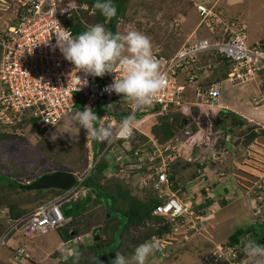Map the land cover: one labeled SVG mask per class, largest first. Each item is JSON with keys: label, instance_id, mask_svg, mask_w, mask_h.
I'll return each mask as SVG.
<instances>
[{"label": "built area", "instance_id": "built-area-1", "mask_svg": "<svg viewBox=\"0 0 264 264\" xmlns=\"http://www.w3.org/2000/svg\"><path fill=\"white\" fill-rule=\"evenodd\" d=\"M60 1L0 0V16L6 15L8 18L5 29L0 32V127L20 135L25 130L28 132L30 125L26 120L37 118L38 125L46 132L59 124L76 106H81L82 110L84 106L95 110L102 102L104 108L98 114L96 123L97 126L107 128L109 135L97 140L86 137V130L83 129L89 161L83 176L77 175L75 184L68 190L18 219H7V209L0 210V215L5 216V220L11 224L9 230L42 234L63 226L67 220L61 206L86 195L88 188L83 185L85 178L102 157L120 163L118 169H123L124 172L142 170V174H138L139 178H136L137 186L140 189L151 187L161 200L153 208L152 214L170 220L181 218L179 223H175L176 227L172 231H177L185 220L191 218L197 225L200 219L207 216L205 209L202 210V215L197 212L196 207L209 197L207 194L211 192L212 179L205 177V170L187 184L185 190L181 189V185L173 189L174 184L169 180L168 172L170 165L177 159H196L194 146L205 143L208 136H205V133L190 136L187 139L188 144L186 141L183 144V140L172 139L171 142L160 145L153 138L140 144L136 137V132H140L138 125L148 118L170 111L183 113L181 109H187L183 100L186 84H195L196 97L199 100L205 98L206 104L199 101L198 103L207 108H221L219 99L223 82L210 83L205 93L197 85V73L205 67L199 65V55L206 51H216L229 63L225 81L245 84L264 76V39L248 45L243 21H227L213 6L196 3L198 17L201 19L196 31L203 28L206 34L200 38L196 37L192 42H185L170 58L163 57L160 51L154 55L159 62L161 73L166 76L167 86L157 93L151 105L134 108L131 101L115 92L105 91V87L112 83L113 77L119 75L118 64L114 65L115 73L93 77L83 70L75 69V65L64 58L59 48L54 47L55 34L60 30V26L73 34L72 28L66 23L67 11L59 10ZM84 10H87L86 6ZM179 75H185V84L177 83L176 77ZM84 80H87L86 84ZM252 101L254 104L260 102L255 99ZM113 105L120 107L114 111ZM121 111L126 112V115H122ZM129 116L132 117L131 126L125 122ZM210 136L209 133V138ZM214 139L209 140L214 143ZM123 141H127L129 146L133 143L137 145L131 152H127L121 144ZM93 142L101 148L96 156L92 150ZM224 143L227 150L233 147L238 149L241 145L235 143L231 135L224 139ZM182 148L183 154L180 153ZM188 152L190 155L185 157ZM225 174L226 172L220 174V182L228 178ZM236 185L234 188L237 189L243 186L239 183ZM243 187L246 195L254 193L251 202L259 208L264 199L263 195L259 194H264V172L260 176V186ZM180 191L185 194L184 197L177 194ZM166 234L159 238L153 236L151 241L156 244L166 242ZM77 240L78 236H73L62 242L64 248H67H58V256L62 262L72 255ZM175 241V238L167 241L165 249L171 248L169 244L176 243ZM244 257L242 242L240 241V245H232L228 241L216 246L204 263L223 264L221 261L224 260L227 264H250L244 262ZM25 258L26 254L21 248L17 249L12 257L14 263H21Z\"/></svg>", "mask_w": 264, "mask_h": 264}, {"label": "rangeland", "instance_id": "rangeland-1", "mask_svg": "<svg viewBox=\"0 0 264 264\" xmlns=\"http://www.w3.org/2000/svg\"><path fill=\"white\" fill-rule=\"evenodd\" d=\"M228 1L229 0H209V2L208 0H197L196 2L195 0H128L127 3L124 4L125 11L123 16L120 17L116 23V33H125L130 29L140 31L151 41L154 55H156L160 50V52L163 53L175 54L181 45L186 42L188 39L187 36L194 33L193 28L197 25V22L198 25L201 23V19L198 18L195 4L205 3V6H213L217 13H222V18L227 21H243L246 26L248 45L254 44L257 41H262L264 39V0H234L237 2V4L233 7L235 12H238L236 15L226 11V3ZM71 9H73L75 14H80L81 8H79V6L75 5ZM71 9H65L67 11V19L72 17L70 11H68ZM0 23H2L0 25V32H3L6 23H8L6 15L0 16ZM204 33L206 34L205 30L200 28L199 31H196L193 34V37H203ZM216 77V75H212L210 76V80L214 81ZM176 78L180 79L181 76H177ZM225 79L220 80L223 82L221 92H225V86H227ZM252 82L258 84L260 91H264V78L257 79ZM231 86L234 87V85ZM242 90L245 93H251L253 92V85H251L248 89L243 84ZM228 92H237V89H233ZM191 93L193 97L196 96L194 88L187 87L183 93V100L187 96L189 97ZM203 98L204 97H202V99ZM253 99H256V97H252L250 95L248 103L246 102L245 104V100L243 98L246 108L248 104L252 107L256 106L252 101ZM196 100L198 103V97H196ZM204 101H206L205 98ZM204 104H206V102ZM221 106L223 107L222 104ZM221 108H206L200 113H197L196 109L192 108L190 109L191 112L189 114L187 112V108L181 109L183 113L170 111L168 113H164V116L157 115L154 118H148L143 123L138 125V130L141 132H136V137L139 140L138 143H144L149 138H153L157 142H161V140L164 139L159 127L163 121L162 118L168 119V121L164 120L169 124H175L176 120L177 123L181 124V127L177 130L176 127L171 126V128H174L172 131V139H177L178 141L183 140L184 144L190 136H199L202 133H205V136H208V140L204 139L206 141L205 143L194 146L195 149L193 152H195L194 157H196V159H192L191 161L181 159L184 163L188 164V162H196L200 166L204 163L210 165L211 168L208 169L210 172H207L205 177L207 175V178H212L213 181L220 182L221 173L226 172L227 175L229 172H232L239 176L238 178L240 180L247 179L246 181L250 183L247 187H250L251 185L254 187L260 186V176L252 171L254 170L253 164H249L250 162L247 160L245 161L248 153L246 150H243L246 149L248 142H252L250 138L254 131H251L250 133L248 132V134L245 135L244 142L247 139V144L244 146L241 142H239L241 145L238 149L233 147L232 149L227 150L225 149V143L217 145L218 142L222 140L223 131H229L230 128H232V133L230 135L233 140L235 139L236 143L239 139L238 135L243 134L246 129L254 127L249 126V123L252 121L248 118L237 120L231 114H224L221 113L222 110H217ZM77 112V110L70 111V113L66 115L64 120L58 124L57 127H52L46 134L41 132L38 137L31 135L29 131L28 133H24L27 132L26 130L20 135L13 133L14 136L11 135L10 137H2L0 139V172L6 175L16 176L17 178H15L16 180H19L20 184L31 183L36 176H41L54 171H67L75 174L76 176L78 175V177L83 176L81 174L84 173L85 169H88L89 164L88 148L85 140L80 138V126L75 119V114ZM245 113L248 114L247 111H245ZM215 120L218 124L215 123ZM133 122H135V120ZM199 125H201L202 129H200ZM218 126H220V128H218ZM0 129H3V131L5 130L3 127H0ZM258 132H264V129H259ZM209 133L211 134L210 138ZM209 139H214V143H211V140ZM122 144L126 146L125 149H128V146L126 145L127 141L122 142ZM135 144L137 145V143H133V146H135ZM186 144H188V142ZM92 145L93 153L96 156L97 152L101 151V148H99V146L94 142ZM183 148L180 151L181 154H183ZM222 149H224V152H222ZM239 150L242 151L240 152ZM220 153L222 154L219 157L218 154ZM188 154L189 152L185 155V157H187ZM106 159L107 157H102V160ZM187 164H185V166ZM193 164L190 163L191 168L189 167L188 169H185V167H181L179 169V174L183 172L185 176L183 182L188 179H192V177L195 176V168ZM120 166V163H114V161L112 163L109 162L105 174L97 176L98 183H100L104 188H107L111 186V184L114 185L116 182H119L120 179L118 177L123 178L127 174V172H124L123 169H118ZM248 168H252V170H249ZM115 172L118 177L115 176ZM201 173L202 172H198L197 175ZM244 174L248 176H244ZM251 174L252 176H250ZM137 178H139L138 174ZM137 180L138 179L134 178V184L136 186L138 182ZM191 181L192 180H190V182ZM219 185H221L220 193L214 192L215 187L212 183L211 186L213 191H211L210 194H207L210 198H212L209 205L214 204L216 206L214 220L212 217L207 219L208 214L206 217L204 216L203 219H200V223L197 225L194 223L193 218L187 219L182 227H178L177 231H172V229L176 227L175 223L172 224L170 230L166 232L168 234L165 233V238H167L165 241L167 242L172 240V238H175L176 243L169 244L171 248L168 247V249H165V246H167L166 242H159L158 245L161 244L164 248L162 249L159 245V250L148 258L146 264H205V260L209 258L214 251V248L228 242V237L237 228L243 226H251L254 237L257 240L264 238V225H262L264 221L259 217L263 210H257V205L251 202L254 198V193L252 192L249 195H246L243 187L245 185H243V183L242 188H234L232 192L231 190H227V184L219 183ZM225 190L226 192L224 193ZM90 192L86 196H88ZM151 194L156 196L154 189L151 187H147L146 189H140L138 186L134 188L131 187L128 191V195H131L139 200L144 199L146 195L151 196ZM177 194L179 196H185L182 191ZM259 194L264 197L263 192H260ZM55 195H57V193H46L44 195L37 196L32 192H18L15 189H11L0 184V197L5 198L8 202L13 205L15 204L17 207L22 206V212L32 211L34 208L45 204L50 197L52 198ZM216 195L221 198L223 197V199L225 198V201H222L221 203L214 199L216 198ZM102 196L104 197V195ZM102 196L98 197L100 199V204L98 205L94 203L92 196L87 203L89 208L86 213L84 212L76 218L74 222L75 227L73 229L76 230V233H79V235L76 233L73 234V236H78V240L73 248L78 250V247L82 246V238L88 234V232L84 230L87 227L94 229L99 225H102L101 230L104 237L103 239L105 241H109V245L106 248L115 250V248L120 245V238H122V242H124L127 238L132 237V235L141 237V235L148 234L150 231L152 232L160 225L157 222L158 220H146L143 226L137 229L130 228L127 232H123L121 234V225L124 223V217L122 214L111 211V217L116 220L117 224H115L116 222L114 221H106L108 220L107 213L105 214L103 212L107 208L108 203L106 202V197L102 198ZM72 202H75V199ZM216 202L217 204L219 202V204L217 205ZM7 208L8 207L2 206L0 207V210ZM204 209L207 213H209L208 207H205ZM103 216H105V218H103ZM203 220L204 222H202ZM212 223H214V226ZM12 233L11 237L14 235L13 238L17 241V245L15 248L12 247L13 249L7 246V244L10 245V243L7 242L11 237L6 239L5 243L3 242V239L0 240V264L14 263L12 259L13 254L19 248L23 249V253L26 254L28 261H30L29 259H32L33 256H31L32 254L30 255V253L26 250L36 251V259L41 260V264H53L54 260L61 262L58 254L55 255V251L50 252V244H53V247H55L58 239L60 238L57 229H52L42 234H25L15 230H13ZM109 235L111 236L110 238ZM252 237V231L250 234L242 236L241 242L243 251L245 243L250 240L252 241ZM19 243H21V245H18ZM90 245L88 248L92 247H90ZM61 248L67 250V248H64L63 244H61ZM47 252L50 253L47 255ZM117 252L125 256H130L128 255L127 241L122 243L119 251L117 250L115 253ZM29 255L31 256L30 258ZM244 255L245 263L256 264V260L249 257L245 251ZM83 256L91 258L89 254H84ZM72 257L73 256L70 255L66 260ZM99 260H101V258ZM28 261H26L27 264L32 262ZM86 261H88V264H91L90 259ZM221 262L223 264H227L224 260ZM14 264H24V261ZM55 264H57V262Z\"/></svg>", "mask_w": 264, "mask_h": 264}, {"label": "trees", "instance_id": "trees-1", "mask_svg": "<svg viewBox=\"0 0 264 264\" xmlns=\"http://www.w3.org/2000/svg\"><path fill=\"white\" fill-rule=\"evenodd\" d=\"M127 1L128 0H113V4L116 7L117 13L115 16H113L111 18H105L100 13V11L98 9L94 8L95 0H70V1L61 0L59 2L58 6H59V10L71 9L75 5L79 6V8H81L80 14H75L73 12V9L68 10V11H70L72 17L70 19H68L66 21V23L69 24L70 27L72 28L74 35L84 31L87 27L94 25V24H97V23L104 24L108 30H110L112 33L115 34L116 33V29H115L116 23L118 22L119 18L123 16V13L125 11V8H124L125 5L124 4H126ZM84 6H86L88 10L83 11ZM82 8H83V10H82ZM89 11H91L92 14ZM1 24L2 23H0V25ZM160 53L165 58H170L173 55V53H163V52H160ZM207 64H209L208 68H207ZM199 65L205 66L204 69H207L208 71H210V73L213 76L214 75L217 76L214 81H210V82L208 81L206 84H201L200 87L202 89L207 88L210 85V83H212V82H219L221 79H225L227 77V73L229 70V68H228L229 63L224 57H222L220 54H218L214 50L201 53L199 55ZM119 107L120 106L115 105L114 111H117V109H119ZM103 108H104L103 103L102 102L99 103L98 107L94 110L95 113L97 114V116H98V114L101 113ZM74 110L82 111V107L76 106ZM121 112H123V111H121ZM179 113H181V112H179ZM121 114L126 115V112H123ZM162 116H164V115H162ZM162 119H163V121L161 122L159 127H160L161 133L163 134L164 139L161 140V142H158L160 145H164L165 143L172 141V138H173L172 131L174 128H171V126L176 127L177 130L179 129V127H181V124L177 123L176 120H175V124H172V123L169 124L168 122H167L168 123L167 124L165 122V120L168 121V119H166V118H162ZM63 120L64 119H62L60 121V123ZM26 121L30 125L28 131H29V133H31V135L38 137V135H40L41 132H44V129L40 128V126L38 125L37 118L36 119L35 118H29ZM215 123L218 124V122L216 120H215ZM57 126H58V124L55 127H57ZM218 128H220V126H218ZM231 129L232 128H230L229 131H227V130L223 131L222 140L219 141L217 145H221L224 143V139L232 133ZM250 130H252V128H248L244 131L243 134L238 135L239 139L236 141V143L241 142L245 146L247 144V139L244 142V140H245L244 137L246 134H248V132L250 133ZM2 131H3V129H0V139L2 137H10L11 135H13L11 130H4L3 132ZM48 132L49 131L44 132V133L46 134ZM252 134L253 135H251L250 140H252V138H254V136H255L254 133H252ZM80 138L84 139L83 128H80ZM123 142H125V141H123ZM121 144H122V142H121ZM126 145L128 146L127 152H131L132 148L136 147V144H135V146H133V144L130 146L128 144H126ZM122 146L124 148L126 147L124 144H122ZM109 162L112 163V160H102L101 159L99 162L96 163V165L92 168V170L89 172V174L85 178L83 185L90 188L91 190H93L94 194L90 193L88 196H86L82 199H78L75 202H72V203L70 202V203H67L66 205L61 206V210L63 209V211H62L63 215L68 221L63 226L58 227L56 229H57L59 235L61 236V238L63 239V241H66V240L72 238L73 234L76 233V230L73 229L75 227L74 222L79 215H81L84 212L86 213L87 209L89 208L87 203L89 202L90 198L93 196L94 203L96 205H98V204H100V199L98 197L104 195V197H106V199H107L106 202L108 203V205H107V208L104 210L103 213H105V214L107 213V215H109V217H110V218L108 217V220H106V221L116 222V220H114V218L111 217V211L122 214L124 217V223L121 225V228H122L121 234L123 232H127L128 229H130V228L137 229V228L143 226V224L146 220H158L157 222H158V224H160L152 232L150 231L148 234L141 235V237H137V236L132 235V237H129L125 240V241H127L128 255H131L135 246H137L141 243H144L146 241H151L153 236L163 237L165 235V233L170 230L172 224H174L176 222L179 223L181 218H177L175 220H170L167 218H163L160 216L153 215L152 214L153 208L161 202V200L157 196H155L154 194H151V196L146 195L145 198L142 200H139L135 197H132L131 195H128V191L131 187H133V188L137 187L134 184V178H137V174L141 175L142 170L129 171V172H127V174L123 178H120V177L115 175L116 177H118L120 179L119 182H116L114 185L111 184V186L104 188L100 183H98L97 176L101 175V174L102 175L105 174V172L108 168ZM190 163H192V164L195 163V164H193L194 168H195V170H194L195 176L192 177V179H188L189 181L186 180L183 182L185 176H184L183 172H181L179 174V171H180L179 169L181 167H185V169H188L191 166ZM185 164H187V163H184L181 159H177L169 167L168 176H169V180L171 182H173V184H174L173 189H176L179 185H181V189L185 190V186H187V184L190 183V180H193L198 176L197 175L198 172H204L205 170L211 168L210 165H208L206 163L201 164V166H200L196 162H188V164L186 165L187 167L185 166ZM84 173H85V171H84ZM84 173H82L81 175H83ZM230 173L231 172H229L227 175L225 174L226 177H229ZM15 177L16 176L8 175V174L6 175V174L0 172V184H2L5 187H9L11 189H15L18 192H20V191L32 192V193H35L37 196L38 195H44L46 193H49V194L57 193V195L53 196L52 198L50 197V199H48V201H46L45 203L52 201L55 197H57L63 193V191L55 190V189L29 190V191L24 190V189L20 188V186H19L20 182L18 179L16 180L17 177L16 178ZM38 177L39 176H36L34 178V180L37 179ZM203 193H204V195L206 194L204 191H203ZM104 197L102 196V198H104ZM209 199L212 200V198H210V197H209ZM209 199L207 198L203 204L198 205L196 207L197 212L201 213L202 215L204 214V213H202V210L205 208L206 204L209 202ZM2 206L8 207L6 216H8L7 219H10V220L18 219V218H20L26 214H29L30 212H32L34 209L37 208V207L34 208L30 212H27V211L22 212L21 211L22 206L17 207L15 204L13 205L10 202H8L5 198L0 197V207H2ZM4 217L5 216L0 215V240L3 239V242L5 243L6 242L5 240L8 239L9 237H11V235L13 233L11 231L9 232L11 224H9V222H7ZM103 218H105V216H103ZM115 224H117V222ZM98 228H100V232L102 233V230H101L102 225H99L98 227H96L94 229L87 227L84 230L87 231L89 234H92L94 231L98 233L99 232ZM251 231L253 234L252 241H255V242L259 243L260 245H263L264 244L262 242L263 239L257 240L254 237V233H253L251 226H246V227L243 226V227L237 228L228 237L227 241H229L232 245H238V244L240 245V241L242 239V236L250 234ZM110 237L111 236L109 235V238ZM113 239H114V237H113ZM124 242H122V238H120V240H119L120 245H119V247L116 248V250L119 251L120 246H122V243H124ZM103 245L105 247H107L109 245V241L108 240L105 241L102 239L93 240L92 245H90V247L92 246L91 248H88L89 246H87V245L79 246L78 250L75 249V251L79 253L78 259H75L76 262H78V264H88V261H86V260L90 259V263L92 264L91 258L93 256H97V254H98V248L97 247H101ZM84 254H86V255L89 254L91 258L84 257L83 256ZM115 254H113L111 260L115 258ZM75 260L72 257V258H69L68 260L63 261L62 264H76Z\"/></svg>", "mask_w": 264, "mask_h": 264}, {"label": "clouds", "instance_id": "clouds-1", "mask_svg": "<svg viewBox=\"0 0 264 264\" xmlns=\"http://www.w3.org/2000/svg\"><path fill=\"white\" fill-rule=\"evenodd\" d=\"M94 8L105 18H111L117 13L113 0H95ZM54 47L59 48L64 58L75 65V69L83 70L93 77L113 73L114 65L118 64L119 75L113 77L105 91L115 92L131 101L134 108L151 105L157 93L167 86L166 76L161 73L159 62L153 54L152 43L140 31L130 29L125 33L114 34L104 24L97 23L73 35L60 26L55 34ZM86 83L87 80H84ZM75 119L80 128L86 130V137L101 140L109 135L107 128L97 126L98 116L88 106L78 111ZM125 122L131 126L132 117L129 116ZM158 250V244L146 241L135 246L130 256L117 252L111 264H146L148 258ZM244 251L256 260V264H264V246L250 240L245 243ZM72 256L74 260L78 259L79 253L74 250ZM98 257L91 258L92 264H103Z\"/></svg>", "mask_w": 264, "mask_h": 264}, {"label": "crops", "instance_id": "crops-1", "mask_svg": "<svg viewBox=\"0 0 264 264\" xmlns=\"http://www.w3.org/2000/svg\"><path fill=\"white\" fill-rule=\"evenodd\" d=\"M196 1L197 0H195V2ZM201 1H204V0H201ZM208 2H209V0H208ZM236 4H237V2H235L234 0H229L226 3V11L228 13L236 15V13H238V12H235V10L233 9L234 5H236ZM198 28L199 27H198V22H197V25H195L194 28H193L194 29V33L196 32L195 30H197ZM194 33H192L190 36H187L188 39L186 40V42H192L195 39V36L193 37ZM208 67H209V64H207V68ZM179 76H181V78L180 79H176L177 83L178 84H185V78H186L185 75H179ZM210 76H212V74L207 69L199 70V72L197 73V76H196L197 85L200 87L201 84H206L208 81L210 82L211 81L210 80ZM263 78H264V76H263ZM226 83H227V86H225V88H226L225 92H221L220 99H219V102L223 105V107L221 109H217V110H220V111L222 110L221 113H224V114L225 113L226 114H231L237 120L248 118V119H250L252 121V122L249 123L250 124L249 126H254V127L252 128V130H250V132L254 131L253 133H256V134H255L254 138L252 139V142H249L247 144L246 147H248V148L247 149H243V150L244 151L246 150V152L248 153L247 154L248 156L245 158V161L247 160L248 162H250L249 164L252 163L253 164V169L255 171L252 170V168H248V169L252 170L253 172L259 174V176H261V174L264 172V132H260L259 133L258 130L259 129H264V97H263L264 93H262L264 91H262V90L260 91V88H259L258 84H255L254 82H247V83L244 84L245 87H247L248 89H249V87L251 85H253V92H251V93L250 92H246V93L243 92V90H242L243 84L228 83V82H226ZM231 85H234V87L231 86ZM187 87L194 88V90L196 92V85L195 84H193V85L186 84L185 85V90L187 89ZM200 89L202 90L203 93H205L204 91L207 90V88L202 89L201 87H200ZM233 89H235V90L237 89V92H228V91L233 90ZM250 95L252 97L253 96L256 97L255 100L258 99L257 101H260V103L258 102L259 104H255L256 105L255 107L254 106L252 107V106H250L248 104V106L246 108L245 104H246V102L248 103V98L250 97ZM243 98L245 100V104H244ZM184 102L187 105L188 114L191 112L190 109H192V108L193 109L195 108L197 113H200V112L204 111L207 108L205 105L203 106V105L200 104L202 102L205 103L204 98L203 99L201 98L199 100L200 103L197 104L196 96L193 97L192 93L189 95V97L187 96L184 99ZM249 107H250V109H249ZM245 111H247L248 114H246ZM203 113H205V112H203ZM199 126H200V129H202L201 125H199ZM241 151L242 150H240V152ZM221 154L222 153L218 154L219 157L221 156ZM207 172H210V170L207 169L204 174H206ZM241 173H243V172H241ZM230 174L231 175L228 178H225V180L222 181V182L213 181V180H211L212 178H210V180H211V182H210L211 191H213V188L211 186L212 183H213V185L215 187L214 188L215 189V191H214L215 193H220V191H221V185H219V183L220 184H223V183L227 184V188L228 189L227 188L226 189L227 190H231V192L233 191V188L235 186H237L236 184H238V183H243V185H245V186H249L250 185V183L248 181H246L247 179L246 180H240L238 178L239 176H237L236 174H234L232 172ZM254 175H256V174H254ZM244 176H248V175L244 174ZM250 176H252V174ZM242 179H244V178H242ZM225 192H226V190L224 191V193ZM91 193L94 194V191H91ZM208 199H209V197H208ZM214 199L218 200L219 202L221 201V203H222V201H225V198L223 199V197L221 198L218 195H216V198H214ZM210 201H211V199H209V202ZM249 201H250V199H249ZM209 202L205 206V207H208V210H209V213H207L208 214V218L207 219H210L212 217V219L214 220V215L216 213V208H215L216 206L214 204L209 205ZM219 202H218V204H219ZM216 204H217V202H216ZM260 209H262L263 212L259 215V217H260V219H262L264 221V201H263V204L259 208H257V210H260ZM214 223H212L213 226H214ZM262 225H264V223ZM76 234L79 235V233H76ZM94 235L100 236V239L104 240L103 239L104 237H103L101 232L100 233L99 232L98 233L95 232V234H93V233L89 234L88 233L87 236L82 238V240H83L82 241V245H87V246H89L90 244L92 245L93 240H95L93 238ZM13 236L7 242V243H10V245L7 244V246L9 248H11V249L15 248V246L17 245V243H16L17 241L14 240ZM62 242H63V239L60 236V238L58 239L57 244L55 245V247H53V244H50V248H51L50 252H54L55 251V255L58 254V252H59L58 248L61 247ZM18 245H21V243H19ZM97 248H98V254L97 255L99 256L98 258L99 259L101 258L100 261H102L103 264H111V258L113 256V254H115V252L117 251L116 248H115L114 251L111 250V248H106L104 246L97 247ZM26 251L29 252L30 255L32 254L31 256H33V258L31 259L30 258L31 256L29 255V258H30L29 260L32 261V262L28 261L27 257H26L25 260H24V264H27L26 261L30 262L29 264H41V260L36 259V256H37V254H36L37 252L36 251H28V250H26ZM50 252H47L46 254L48 255ZM55 261L56 260H54L53 264H55L56 262H57V264H62V261L61 262H59L58 260L56 262ZM75 263L78 264V262H76V260H75ZM12 264H14V263H12Z\"/></svg>", "mask_w": 264, "mask_h": 264}, {"label": "water", "instance_id": "water-1", "mask_svg": "<svg viewBox=\"0 0 264 264\" xmlns=\"http://www.w3.org/2000/svg\"><path fill=\"white\" fill-rule=\"evenodd\" d=\"M76 182V176L67 171H54L47 174L39 176L37 179L33 180L31 183L20 184V188L24 190H46L55 189L66 191ZM109 217V215H107ZM99 232H100V228ZM95 234V231L93 232ZM264 237V236H263ZM95 240L100 239V236H93ZM264 243V238L262 240Z\"/></svg>", "mask_w": 264, "mask_h": 264}, {"label": "flooded vegetation", "instance_id": "flooded-vegetation-1", "mask_svg": "<svg viewBox=\"0 0 264 264\" xmlns=\"http://www.w3.org/2000/svg\"><path fill=\"white\" fill-rule=\"evenodd\" d=\"M226 121V120H225Z\"/></svg>", "mask_w": 264, "mask_h": 264}]
</instances>
